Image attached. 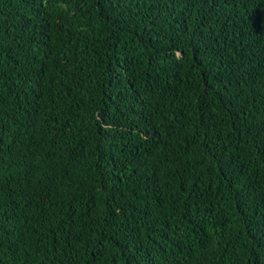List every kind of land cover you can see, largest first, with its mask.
I'll list each match as a JSON object with an SVG mask.
<instances>
[{"label": "trees", "instance_id": "1", "mask_svg": "<svg viewBox=\"0 0 264 264\" xmlns=\"http://www.w3.org/2000/svg\"><path fill=\"white\" fill-rule=\"evenodd\" d=\"M0 264H264V0H0Z\"/></svg>", "mask_w": 264, "mask_h": 264}]
</instances>
